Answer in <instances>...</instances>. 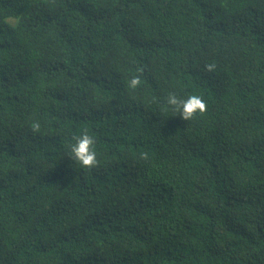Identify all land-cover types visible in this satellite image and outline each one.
<instances>
[{"label":"trees","instance_id":"obj_1","mask_svg":"<svg viewBox=\"0 0 264 264\" xmlns=\"http://www.w3.org/2000/svg\"><path fill=\"white\" fill-rule=\"evenodd\" d=\"M0 264H264V0H0Z\"/></svg>","mask_w":264,"mask_h":264},{"label":"clouds","instance_id":"obj_2","mask_svg":"<svg viewBox=\"0 0 264 264\" xmlns=\"http://www.w3.org/2000/svg\"><path fill=\"white\" fill-rule=\"evenodd\" d=\"M205 70L209 73H214L216 70L215 64H206ZM141 69H136L140 73ZM129 89H136L141 86L140 75H132L126 82ZM165 110L171 109L173 112H179L180 117L184 121H191L198 116H203L208 111V104L201 95L193 93L187 95L186 98H180L175 93H169L165 98ZM33 132L40 131V123L33 121L31 123ZM74 143L71 145L72 158L79 163L84 169L96 168L99 164L97 152L95 150V139L85 130L78 137H74Z\"/></svg>","mask_w":264,"mask_h":264}]
</instances>
